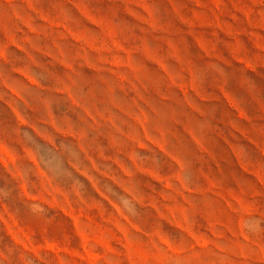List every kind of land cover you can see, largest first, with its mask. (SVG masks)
Segmentation results:
<instances>
[{
    "label": "rangeland",
    "instance_id": "374dc122",
    "mask_svg": "<svg viewBox=\"0 0 264 264\" xmlns=\"http://www.w3.org/2000/svg\"><path fill=\"white\" fill-rule=\"evenodd\" d=\"M0 264H264V0H0Z\"/></svg>",
    "mask_w": 264,
    "mask_h": 264
}]
</instances>
